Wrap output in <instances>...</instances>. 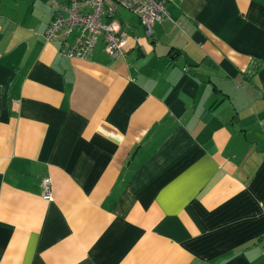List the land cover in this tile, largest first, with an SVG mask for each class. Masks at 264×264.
<instances>
[{
	"label": "crops",
	"instance_id": "obj_1",
	"mask_svg": "<svg viewBox=\"0 0 264 264\" xmlns=\"http://www.w3.org/2000/svg\"><path fill=\"white\" fill-rule=\"evenodd\" d=\"M165 3L82 59L0 0V264H264V0Z\"/></svg>",
	"mask_w": 264,
	"mask_h": 264
},
{
	"label": "built area",
	"instance_id": "obj_2",
	"mask_svg": "<svg viewBox=\"0 0 264 264\" xmlns=\"http://www.w3.org/2000/svg\"><path fill=\"white\" fill-rule=\"evenodd\" d=\"M53 16L45 30L48 42H57L59 52L67 57L86 59L97 43L111 57H125L127 32L119 17V9L136 15L147 34L153 25L171 19L165 0H50ZM44 196H52L50 177L42 180Z\"/></svg>",
	"mask_w": 264,
	"mask_h": 264
},
{
	"label": "rangeland",
	"instance_id": "obj_3",
	"mask_svg": "<svg viewBox=\"0 0 264 264\" xmlns=\"http://www.w3.org/2000/svg\"><path fill=\"white\" fill-rule=\"evenodd\" d=\"M124 10H127V9H124ZM128 11V10H127Z\"/></svg>",
	"mask_w": 264,
	"mask_h": 264
}]
</instances>
